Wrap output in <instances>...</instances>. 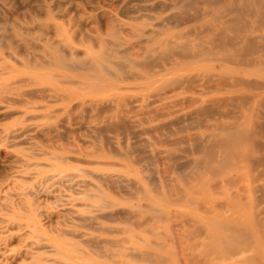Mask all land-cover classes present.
I'll use <instances>...</instances> for the list:
<instances>
[{"label":"rangeland","instance_id":"obj_1","mask_svg":"<svg viewBox=\"0 0 264 264\" xmlns=\"http://www.w3.org/2000/svg\"><path fill=\"white\" fill-rule=\"evenodd\" d=\"M116 1L119 0H0V37H3L0 38V264H207L209 258H213L212 264H239L242 259L237 256L225 259L219 253L207 255L205 244L211 239L203 227L209 226L211 215L207 212L219 204L214 217L217 214L219 221L241 228L243 233H249L252 225L253 233L257 234L256 242L264 248V195L260 191L241 194L240 190L247 186L244 181L248 179L251 188L264 186V163L239 166L238 172H231L225 178L234 181L236 186L229 182L226 189H221L219 183L225 165L218 162L225 147L220 143L221 146H217L218 143L211 146V143L214 137L224 136L220 129L232 132L238 124L246 129L255 112L253 120L263 128L260 126V134L253 139L264 141V99L258 97L264 89L231 88L234 84L231 76H240L243 69L229 66L238 74L220 72L219 65L208 62L199 64L193 71L200 74L214 71L224 74V78H214L212 82H204L202 78L193 86L194 91L182 93V89H177L158 101L152 92L160 80L154 86L149 83L142 87L141 80L118 84L96 73L99 80L95 83L82 71L69 72L55 62L45 63L48 58L56 57L53 48L59 47L68 55L99 57L102 45L111 47L117 39L121 42L114 47L118 57L128 53L130 58L136 59L149 47L147 42L152 40L155 31L166 30V35L161 37L163 40L176 41L174 37H182L180 42L194 40L204 31L202 23L196 21L207 11L200 1L180 2L185 7L178 9L180 12L176 7L180 0H130L131 3L120 0L119 4ZM122 10L128 12L124 14ZM183 13L187 22L175 27L177 29L172 28L173 18ZM41 33L45 36L40 37ZM134 34L141 36L134 39ZM137 43L143 44L136 46ZM151 56L156 57L157 53ZM140 65L142 67L137 69L125 68L126 75L131 78L135 74L142 75L148 67ZM249 70L252 69H248L246 79L264 80L250 74ZM79 80L89 83L91 90L66 85ZM92 83L98 84L97 92L92 89ZM211 86L220 91L212 90ZM67 94L73 97L69 104L61 101ZM245 99L247 103L243 102ZM201 102L215 105L216 114H212L211 122L209 119L194 122L193 111ZM259 103L263 107L258 106ZM243 105L260 108L253 114L245 113ZM120 120L131 122L130 130L110 132L106 129L109 132L96 133L95 129L101 131L111 121L118 124ZM135 142L140 145L133 151L129 148ZM247 147L250 149V144L241 143L239 150L248 151ZM194 160L199 162L195 168L191 165ZM215 187L219 188L215 190ZM236 193L240 196H235ZM190 198L193 203L188 207L186 200ZM187 219L201 225L194 239L193 228L185 225ZM236 243L237 240L231 241L238 246ZM67 247L72 253L69 254ZM263 258L261 264H264Z\"/></svg>","mask_w":264,"mask_h":264},{"label":"bare ground","instance_id":"obj_2","mask_svg":"<svg viewBox=\"0 0 264 264\" xmlns=\"http://www.w3.org/2000/svg\"><path fill=\"white\" fill-rule=\"evenodd\" d=\"M120 1V0H119ZM119 1H116L119 4ZM130 2V0H128ZM135 2V0H133ZM148 1V0H147ZM185 0H180L179 1V5H176L177 10L179 9H183L185 8L184 6H182L180 4L183 3ZM193 1V0H192ZM200 1V3L202 5H205V8L207 9V11L202 12L203 14L199 15L201 17L196 18V21H199L202 23V26L204 28V31L199 34L196 35V37L194 38V40H185L183 42L181 41L182 37H174L176 39V41H169V40H163L161 37L166 35V30L164 31H160L158 33H156V31L154 33H152V40L148 41L147 39V43H150L149 47L146 49V51L144 52L143 55L142 52L140 54V56L136 59H132L130 58V56H128V53L125 54H121V56L118 57L119 53L116 52V50L114 49V47L116 48V46H119L118 44L121 43L120 41L118 42V39L115 40L117 41L116 43L111 44V47H108L107 44L106 45H102L101 50L99 52V57H94V56H89V55H84V56H78L77 55H68V54H63L59 49V47L57 48H53L54 53L56 55V57H49V60L46 61L45 63L47 65L51 64V63H57L58 65H61V67H63V69H65L66 71H71V72H76V71H82L84 72L85 77H89V78H93V81L95 80V83L99 80V78H97L96 73H101L103 75H105V77H108L112 82L115 83H126V82H130V81H135V80H141L143 81L142 83V87H146L149 85V83L151 84V86H154L159 80H160V84H156V87H154L153 89V96H155V98L163 100L164 98L166 99V94L168 92H174L177 89H182V93H186V92H191L194 91L193 87L195 84H197L198 82L201 81V79L203 78L204 82H212V80L214 78H217V80H221L224 74L219 75L218 72L217 74L211 71H208L206 73L200 74L199 72H195L193 71L194 69L197 68V66L199 64L202 65V63H216L217 65H219L220 67V72H231L232 74L237 73L236 69H231L228 68L229 66L235 67V68H242L243 72H240V76L235 77L234 75L231 76V79L234 81V84L231 85V88H238V87H243L244 89H252L255 91H259V90H263L264 89V80L263 81H258L256 80H249V78H245L248 77L246 74L248 69H252L249 70V73L252 75H255L257 77H260L262 79H264V63H262L261 61V52L263 51L262 49H264V0H196ZM121 2V1H120ZM125 2V1H124ZM123 2V3H124ZM133 2V3H134ZM142 2H146V1H142ZM162 2V1H160ZM116 3V4H117ZM131 3V2H130ZM150 3V2H149ZM166 3V2H165ZM127 5L130 6V4L128 3ZM139 5V4H138ZM162 4L158 5L159 7ZM185 5V4H184ZM118 6V5H117ZM151 6V5H150ZM149 6V7H150ZM156 6V5H155ZM182 6V7H181ZM186 6V5H185ZM126 7V4L125 6ZM128 7V6H127ZM126 7V8H127ZM132 7V6H131ZM157 7V6H156ZM155 7V8H156ZM166 7V6H165ZM202 7V6H201ZM120 8V7H119ZM125 8V9H126ZM142 8V7H141ZM144 8V7H143ZM146 8V7H145ZM168 8V7H166ZM200 8V7H199ZM204 8V6H203ZM203 8H201V10L203 11ZM124 9V8H121ZM130 9V8H129ZM128 9V10H129ZM133 9V8H131ZM140 9V7H139ZM148 9V7H147ZM153 9V8H152ZM162 9V8H161ZM160 9V11H161ZM165 9V8H164ZM32 10V9H31ZM119 10V9H118ZM128 10L126 12H128ZM137 10V8H136ZM135 10V11H136ZM146 10V9H145ZM155 12L156 10L153 9ZM168 10V9H167ZM178 10V12H180ZM196 10V9H195ZM121 11V10H120ZM123 11V10H122ZM141 11V9H140ZM144 11V10H143ZM151 11V10H150ZM149 11V12H150ZM188 11V10H187ZM197 11V10H196ZM126 12H122V13H126ZM131 14L133 11H130ZM137 12V11H136ZM146 12V11H144ZM148 12V11H147ZM154 12V13H155ZM183 12V10H182ZM201 12V11H200ZM112 13V12H111ZM110 13V14H111ZM120 14V12H118ZM164 13V12H163ZM185 13V12H184ZM183 14L177 16L176 18H173V21L170 23L171 26H173L172 28L175 27H180L182 25L185 24V22H187V18L186 16ZM107 14V13H106ZM123 14V15H124ZM156 14V13H155ZM180 14V13H178ZM194 14V13H193ZM143 15V14H141ZM140 15V16H141ZM147 15V14H146ZM171 15V14H170ZM173 15V13H172ZM125 16V15H124ZM139 16V18H140ZM127 17V16H126ZM148 17V16H146ZM173 17V16H172ZM108 18V16H107ZM115 18L116 15H115ZM125 18V17H124ZM152 18V17H151ZM149 18V20L151 19ZM162 19V17H160ZM119 19V18H118ZM117 19V20H118ZM127 19V18H126ZM132 19V18H130ZM129 19V20H130ZM136 19V18H135ZM138 19V18H137ZM141 19V18H140ZM148 19V18H147ZM172 19V18H170ZM189 19V18H188ZM168 20V18H167ZM137 21V20H136ZM163 21V20H162ZM170 21V20H168ZM192 22V21H191ZM188 22V23H191ZM117 23V22H116ZM141 23V22H140ZM138 23V24H140ZM146 23V21L144 22V24ZM151 23V22H150ZM160 23V22H159ZM167 23V22H166ZM119 24V23H117ZM131 24V23H130ZM137 24V25H138ZM152 24V23H151ZM149 24V25H151ZM155 24V23H153ZM51 25V24H50ZM122 25V24H121ZM142 25V23L140 24ZM148 25V23H147ZM160 25V24H159ZM168 25V24H167ZM39 26V25H38ZM43 26V24L41 25ZM49 26V25H48ZM116 26V25H115ZM119 26V25H118ZM133 26V23H132ZM131 26V27H132ZM136 26V25H135ZM139 26V25H138ZM138 26H136L138 28ZM146 26V24L144 25ZM154 26V25H153ZM191 26V25H190ZM188 26V27H190ZM40 27V26H39ZM47 27V25H46ZM121 27V26H120ZM152 27V26H151ZM187 27V26H186ZM196 27V26H195ZM42 29H44L43 27H40ZM49 28V27H48ZM57 28V27H56ZM119 28V27H116ZM124 28V27H123ZM137 28H134L135 30ZM141 28V27H139ZM41 29V30H42ZM50 29V28H49ZM142 29V28H141ZM141 29H137L140 30ZM145 29V28H143ZM142 29V30H143ZM177 29V28H175ZM40 30V31H41ZM57 30V29H56ZM130 30V29H129ZM147 30V29H146ZM203 30V29H202ZM122 32V30H120ZM126 31V28L124 29V32ZM41 32H45L44 30ZM128 32V30H127ZM139 32V31H137ZM187 32V31H186ZM119 35V32H117ZM126 33V32H125ZM123 33V34H125ZM130 33V32H129ZM149 33V32H148ZM42 34V33H41ZM40 34V35H41ZM47 34V33H46ZM192 34V33H191ZM16 35V34H15ZM43 35V34H42ZM143 35V34H142ZM146 35V34H144ZM183 35V34H182ZM17 36V35H16ZM45 34L43 36L40 37H44ZM140 34H134L133 38L136 39L138 37H140ZM19 37V36H18ZM125 37V35H124ZM1 38V37H0ZM3 38V37H2ZM1 38V39H2ZM39 38V36H38ZM127 38V37H126ZM143 38V37H142ZM20 39V38H19ZM115 39V38H113ZM129 39V37H128ZM131 39V38H130ZM51 40V39H50ZM62 40V39H61ZM141 40V39H140ZM150 40V38H149ZM20 41V40H19ZM27 41V40H26ZM25 41V42H26ZM95 41V40H94ZM97 41V40H96ZM130 41V40H129ZM128 41V42H129ZM139 41V40H138ZM29 42V41H28ZM27 42V43H28ZM46 42V41H45ZM101 42V41H100ZM108 42V41H107ZM125 41H123L124 43ZM142 42V41H141ZM21 43V42H20ZM62 43V42H60ZM65 43V42H64ZM98 43V42H97ZM105 43V42H104ZM127 43V42H125ZM66 44V43H65ZM64 44V45H65ZM139 43H137L136 46H138ZM143 44V43H140ZM139 44V45H140ZM25 45V43H24ZM27 45V44H26ZM124 45V44H123ZM133 45V44H132ZM131 45V47H132ZM9 46V45H8ZM21 46V45H20ZM46 46V45H45ZM127 46V45H126ZM135 46V48H136ZM27 47V46H25ZM24 47V48H25ZM31 47V46H30ZM52 47V46H51ZM62 47V46H61ZM68 49V45L66 46ZM17 48V47H16ZM19 48V47H18ZM21 48V49H24ZM29 48V47H27ZM48 48V47H47ZM46 49V48H45ZM65 49V50H66ZM88 49V48H87ZM137 49V48H136ZM139 49V48H138ZM143 49V48H142ZM159 49H163L161 50V52H158ZM48 50V49H47ZM63 50V48H62ZM128 49H125V51H127ZM135 50V49H132ZM25 51V49H24ZM28 51V50H27ZM36 51V50H35ZM49 51V50H48ZM72 51V48H71ZM129 51V50H128ZM45 52V51H44ZM43 52V53H44ZM65 52V51H64ZM75 52V51H74ZM122 52V51H121ZM68 53V52H67ZM80 53V52H79ZM130 53V51H129ZM138 53V52H137ZM152 53H157L156 57H152L151 54ZM17 54V53H16ZM46 54V53H44ZM118 54V55H117ZM132 54V53H131ZM96 55V54H95ZM48 57V56H47ZM55 61H53V59ZM40 59V58H38ZM151 60V61H150ZM41 61V59H40ZM39 61V62H40ZM34 62V61H33ZM44 63V64H45ZM38 64V63H37ZM140 64H145L148 68L143 72L142 75H138L135 74V77H129L127 76L126 72H125V68L128 69H137L138 67L140 68ZM34 65V64H33ZM36 65V63H35ZM144 65V66H145ZM149 65V66H148ZM36 66H33V68ZM142 67V66H141ZM144 69V68H143ZM217 69V68H216ZM212 70V69H211ZM141 71V70H140ZM194 72V73H193ZM221 74V73H220ZM238 74V73H237ZM228 75V74H226ZM231 75V74H230ZM64 76V75H63ZM173 76V77H172ZM225 76V75H224ZM66 77V76H64ZM166 77V78H165ZM62 78V77H61ZM68 78V77H66ZM163 78V79H162ZM49 79V78H48ZM226 79V78H225ZM151 80H153V82L151 83ZM162 80V81H161ZM216 80V81H217ZM232 81V82H233ZM45 83V81H43ZM48 83V82H47ZM92 83V89L94 90V92H97L98 90V84ZM221 83V82H220ZM210 84V83H209ZM67 86H76L77 90H82V91H86L87 89H90L91 87L89 86V83H86L85 81L83 82L82 80L79 81H75V82H70L68 84H66ZM158 85V86H157ZM207 85V84H206ZM205 84L203 86H206ZM212 85V83H211ZM226 86V85H225ZM98 87V88H97ZM201 87V85H200ZM208 87V85L206 86ZM206 87H204L206 89ZM228 87V86H227ZM140 88V87H139ZM199 88V86H198ZM212 88V86H211ZM39 89V88H38ZM104 89V88H103ZM141 89V88H140ZM139 89V90H140ZM196 89V88H195ZM54 90V89H53ZM91 90V89H90ZM107 90V89H106ZM212 90L214 91H220L218 89V87L215 89L212 88ZM222 90V89H221ZM57 91H62L61 89H57ZM206 91V90H204ZM43 92V91H42ZM45 92V91H44ZM50 92V91H49ZM89 92V91H88ZM160 92H163L160 94ZM209 92V91H208ZM32 93V92H31ZM113 93V92H112ZM116 93V91H115ZM179 93H181L179 91ZM178 93V94H179ZM196 93V92H195ZM109 94V93H108ZM203 94V92H202ZM201 94V95H202ZM206 94V93H205ZM25 95V94H24ZM29 95V94H28ZM32 95V94H31ZM180 95V94H179ZM33 96V95H32ZM172 96V95H171ZM174 96V95H173ZM172 96V97H173ZM176 96V95H175ZM178 96V95H177ZM27 97V96H25ZM52 97V96H51ZM171 97V98H172ZM245 97V96H244ZM258 97H261L262 99H264V93L263 94H259ZM46 98V97H45ZM247 98V96H246ZM50 99V97H49ZM73 99V97H71L70 94L65 95V97H62L61 101L64 103L69 104L70 101ZM134 99V98H133ZM137 99V98H136ZM146 99V98H145ZM169 99V98H168ZM242 99V98H241ZM254 99H256L254 97ZM31 100V99H30ZM124 100V99H123ZM237 100V99H236ZM253 100V99H252ZM54 101V100H53ZM128 102V101H127ZM130 102V101H129ZM128 102V103H129ZM133 102V101H132ZM226 101H224L225 103ZM240 102V101H239ZM243 102L247 103V100L245 99ZM249 102V101H248ZM262 102H264V100H262ZM261 102V103H262ZM18 103V102H16ZM110 103V102H109ZM120 103V101H119ZM118 103V105H119ZM185 103V102H184ZM194 103V102H192ZM191 103V104H192ZM196 103V102H195ZM221 106H223V104ZM234 103V102H233ZM258 104V106H260V104ZM20 104V101H19ZM92 105V103H89ZM87 104V105H89ZM105 104V103H103ZM102 104V105H103ZM113 104V102H112ZM121 104V103H120ZM150 104V103H149ZM189 104V103H188ZM109 105V104H108ZM127 105V104H126ZM131 105V104H130ZM171 105V104H170ZM10 106V105H9ZM76 106V105H75ZM148 106V105H147ZM150 106V105H149ZM192 106V105H191ZM214 104L213 105H209V104H205L204 102H201V104L193 111L194 112V122L196 120V123L199 122L202 119H209L211 118L212 114L215 112L216 114V110L213 112L214 110ZM245 108V113L250 112L253 114L254 111H256V109L258 110V108L255 107H248L247 105H243ZM261 106L263 107V105L261 104ZM73 107V106H72ZM77 107V106H76ZM90 107V106H89ZM132 107V106H131ZM146 107V106H145ZM261 107V109H262ZM92 108V107H90ZM99 108V107H98ZM98 108H96V110H98ZM232 108V107H231ZM37 109V108H36ZM106 108L104 107V110ZM145 109V108H144ZM102 110V107L101 109ZM108 110V109H107ZM132 110V109H130ZM148 110V109H147ZM165 110V109H164ZM170 111V109H168ZM172 110V109H171ZM264 110V109H262ZM58 111V110H57ZM123 111V109H122ZM134 111V109H133ZM152 111V110H151ZM162 111V110H160ZM228 111V110H227ZM237 111V110H236ZM50 112V111H49ZM70 112V111H69ZM68 112V113H69ZM97 112V111H96ZM173 112V111H172ZM230 112V111H229ZM233 112V111H231ZM259 112V111H258ZM52 113V112H51ZM67 113V114H68ZM99 113V112H97ZM126 113V112H124ZM144 113V112H143ZM147 113V111H146ZM153 113V111H152ZM166 114V112H165ZM236 114V113H235ZM262 114V113H261ZM129 115V114H128ZM134 115V114H133ZM136 115V114H135ZM142 115V114H141ZM145 115V114H144ZM149 115V114H148ZM193 114H191L192 116ZM224 115V114H221ZM232 115V114H231ZM240 115V114H239ZM258 115V114H257ZM263 115V114H262ZM168 116V115H167ZM190 116V117H191ZM225 116V115H224ZM229 116V115H228ZM140 117V116H139ZM143 117V116H142ZM141 117V118H142ZM149 117V116H148ZM147 117V118H148ZM218 117V116H217ZM223 117V116H222ZM119 118V117H118ZM140 118V119H141ZM144 118V117H143ZM151 119V117H149ZM253 118L255 120L256 118V112L255 115L253 114ZM253 118L251 119V121H249L247 128H243V125H236L233 128L232 132H228L225 129H220L218 131H220V133L222 132L224 134L223 137H214L213 138V143H211V146L218 143L217 146H221V147H225V151L223 148H221V151H224L223 154L220 156L221 161L218 162L219 164H224L225 165V173L223 174V178L221 183L217 182L220 184L221 189H226L231 183L229 182H233V184L235 185L234 181H229L228 178L225 179L226 177H228L230 175L231 172H238L239 170V166L244 165L245 163H247L248 165H250V167L252 165H257L260 164L262 165L264 163V141H260L257 142L256 140L253 139V136L257 135L261 128L260 124L256 123ZM262 118V117H261ZM139 119V118H138ZM148 119V120H150ZM188 119V118H187ZM258 119V117H257ZM122 120V119H121ZM119 121L118 124L112 123V121L104 127L101 128V131L99 129H95L96 133H103L105 130L106 132H111V131H115V132H119V131H123V130H127L129 128V126H132L129 124H127L125 121ZM134 120V118H133ZM146 120V119H144ZM212 120V119H211ZM210 120V122H211ZM218 120V118H217ZM105 121V120H104ZM129 121V120H126ZM136 121V120H135ZM151 121V120H150ZM179 121V120H178ZM191 121V120H189ZM83 122V121H82ZM138 122V121H137ZM136 122V123H137ZM233 122V121H232ZM245 122V121H244ZM104 123V122H103ZM134 123V122H133ZM183 123V122H182ZM181 123V124H182ZM195 123V125H196ZM246 123V122H245ZM121 124V126H120ZM127 124V125H126ZM161 124V123H160ZM175 124V123H174ZM173 124V126H174ZM191 124V122H190ZM96 125V124H95ZM102 126H104L103 124H101ZM167 125V124H166ZM176 126V125H175ZM191 126V125H190ZM81 127V126H80ZM164 127V125H163ZM166 127V126H165ZM182 127H185V124L182 125ZM193 127V126H192ZM196 127V126H194ZM201 127V125H200ZM262 127V126H261ZM62 128V127H60ZM219 128V127H218ZM229 128V127H228ZM263 128V127H262ZM92 129V128H91ZM109 131H107V130ZM164 129V128H163ZM166 129V128H165ZM164 129V130H165ZM94 130V131H95ZM130 130V129H128ZM161 130V129H160ZM180 131L182 129H179ZM230 130H232V128H230ZM158 131V130H157ZM259 131V132H258ZM71 132V131H70ZM127 132V131H126ZM129 132V131H128ZM23 133V132H22ZM125 133V132H124ZM143 133V132H142ZM21 134V133H20ZM109 134V133H108ZM141 134V133H140ZM260 134V133H259ZM258 134V135H259ZM264 134V133H263ZM124 135V134H123ZM123 135H121L122 137H124ZM133 135V134H132ZM135 136L138 134H134ZM133 135V136H134ZM9 137V136H8ZM17 137V136H16ZM121 137V138H122ZM125 138V137H124ZM123 138V142H125V139ZM12 139V138H11ZM113 139V138H112ZM134 139V138H133ZM136 139V137H135ZM167 139V138H166ZM207 139H209L207 137ZM206 139V140H207ZM262 139H264L263 135H262ZM62 140V139H61ZM103 141L105 139H102ZM137 140V139H136ZM193 140V139H192ZM107 141V140H106ZM105 141V142H106ZM108 141H110V139H108ZM131 141V139H130ZM143 141V140H142ZM141 141V142H142ZM104 142V143H105ZM122 142V143H123ZM144 142V141H143ZM157 142V141H156ZM179 142V141H178ZM178 142H175L176 144ZM195 142V140H194ZM209 142V140H208ZM207 142V143H208ZM107 143V142H106ZM146 143V142H145ZM204 143V142H203ZM221 145H220V144ZM241 143H245V144H250L251 148H248V151H240L239 147ZM134 144V143H133ZM131 146V148L129 149H135L136 146L140 145V143H136ZM151 144V143H149ZM169 144V143H168ZM121 145V144H120ZM158 145V144H157ZM111 146V145H110ZM122 146L125 147V145L123 144ZM128 147V146H127ZM142 147V146H141ZM112 148V146H111ZM123 148V147H121ZM143 148V147H142ZM186 148V147H185ZM210 149L213 150L212 147H208ZM128 149V150H129ZM133 149V151H134ZM146 149V148H145ZM199 149V148H198ZM207 149V148H206ZM137 151H140L141 149L138 150V148L136 149ZM144 150V149H143ZM142 150V151H143ZM202 150V149H200ZM217 150V149H216ZM135 151V152H137ZM127 152V151H126ZM129 152V151H128ZM134 152V153H135ZM188 153V151H186ZM210 152V150L207 152V154ZM119 153V151H117V154ZM182 153V152H181ZM203 153V151H202ZM215 153V152H213ZM183 154V153H182ZM212 154V153H210ZM140 155V154H139ZM160 155V154H159ZM171 155V154H170ZM204 155V154H203ZM202 155V156H203ZM209 155V154H208ZM142 156V155H141ZM172 156V155H171ZM213 156V155H212ZM130 157V156H129ZM139 157V156H137ZM143 157V156H142ZM189 157V156H188ZM211 157V155H210ZM169 158V157H168ZM181 158V157H180ZM204 158V156L202 157V159ZM143 158H140V160ZM156 159V158H155ZM173 159V158H172ZM201 159V160H202ZM130 160V159H129ZM146 160V159H145ZM138 161V160H136ZM133 162V161H132ZM167 162V161H166ZM201 162V161H200ZM138 163V162H137ZM171 163V162H170ZM174 163V162H173ZM198 160H194L192 162L191 165L194 166L197 165ZM216 163V162H213ZM211 164V163H209ZM149 165V164H148ZM173 165V164H172ZM178 166V165H177ZM191 167V166H190ZM210 168H215V165L213 166H209ZM208 167V169H209ZM222 167V165H221ZM254 167V166H253ZM260 167V166H258ZM264 167V166H263ZM172 168V167H169ZM199 168V167H198ZM207 168V167H206ZM224 168V167H223ZM222 168V169H223ZM207 169V171H208ZM257 169V168H256ZM254 169V170H256ZM197 170V169H196ZM183 171V170H182ZM186 171V170H185ZM144 172V171H143ZM151 172V170H150ZM249 172V171H248ZM247 172V173H248ZM196 173V172H195ZM211 173V172H210ZM251 173H253V171H251ZM213 174V173H212ZM263 174V173H262ZM261 174V175H262ZM179 175V174H178ZM196 175V174H194ZM187 176V175H186ZM211 176V174H210ZM258 176V175H257ZM197 177V176H195ZM215 177V176H214ZM263 177V175H262ZM213 177H211L212 179ZM182 179V177H181ZM185 179V178H184ZM198 179V178H197ZM225 179V180H224ZM256 179V178H255ZM154 180V179H153ZM193 180V179H192ZM254 180V179H253ZM257 180V179H256ZM245 188H241V194H244L245 192H249V193H257V191L262 192L261 194L264 195V186H258V187H254L251 188L249 183V179L244 181ZM193 183V182H192ZM197 183V182H196ZM215 183V182H214ZM238 183V181L236 182ZM242 183V181H241ZM154 185V183H152ZM231 186H234V185ZM133 185V184H131ZM203 185V184H202ZM214 185V184H213ZM238 185V184H237ZM204 186V185H203ZM236 186V185H235ZM156 187V186H155ZM188 187V186H187ZM195 187V185H194ZM213 187V186H212ZM133 188V187H131ZM192 188V187H191ZM190 188V189H191ZM217 187L213 188L216 190ZM219 188V187H218ZM217 188V189H218ZM167 189V188H166ZM186 189V188H185ZM188 189V188H187ZM229 190V189H228ZM227 190V191H228ZM157 191V190H156ZM191 192V190H189ZM230 191V190H229ZM228 191V192H229ZM181 192V191H180ZM259 192V193H260ZM141 193V192H140ZM189 193V192H188ZM128 194V193H127ZM191 195L194 194V192L190 193ZM233 194V193H232ZM237 195L235 196H240L238 193H236ZM179 195V194H178ZM197 195V194H195ZM261 195V196H262ZM198 196V195H197ZM223 196V195H222ZM232 196V195H231ZM230 196V197H231ZM260 196V198H261ZM180 197V196H179ZM229 197V198H230ZM234 197V196H233ZM264 197V196H263ZM262 197V198H263ZM169 198V197H168ZM238 198V197H237ZM101 200V198L99 199V201ZM231 200V199H230ZM178 201V200H177ZM183 202V198L181 200ZM242 201V200H241ZM104 202V201H103ZM193 203V199H187L186 200V204L188 207H191ZM204 202H202L201 204H203ZM100 204V203H99ZM101 205V204H100ZM198 205V204H197ZM196 205V206H197ZM207 205V204H206ZM214 205V204H213ZM201 207V205H199ZM216 206V205H214ZM219 206V204H218ZM209 208L210 210L207 212V215H211V217L209 218L208 224L209 226L203 227V230L208 231L209 236H207L209 239H211L209 241V243L205 244V251H207V255H213V254H222L223 257L229 258V257H234L237 256L239 258V260H241V264L244 263H249V262H253L256 264H261V259L264 256V248H262L257 242H256V238H257V234L253 233L252 228L250 226V230L249 233L247 231V233H243V229L241 228H236V227H231L226 223H223L221 221H219L218 219L220 218V216L218 217L217 214H215L217 217H214L213 212L215 211V208ZM245 206V205H244ZM205 207V206H204ZM224 207V205L222 206ZM100 208V207H99ZM219 208V207H218ZM220 209V208H219ZM226 212V211H225ZM112 215V214H111ZM113 215H115L113 213ZM124 215V214H123ZM179 215V214H178ZM255 215V214H254ZM105 216V215H104ZM103 216V217H104ZM110 216V215H108ZM117 216V215H116ZM113 217V216H112ZM111 217V218H112ZM214 217V218H213ZM121 218V216H120ZM256 218V217H255ZM256 220V219H255ZM164 222V221H163ZM156 223V222H155ZM199 222L198 221H194L193 219H187L185 221V225L189 226L190 228H193L194 232L193 235H195V233H197V230L200 231L201 229V225H198ZM132 226V225H131ZM135 226V225H134ZM179 226V225H178ZM248 227L246 226V229ZM173 229V228H172ZM213 230H217L218 232H214ZM260 230V229H259ZM200 235V234H199ZM261 235V234H260ZM264 235V234H263ZM206 236V234H205ZM197 236H193L192 239L196 238ZM184 238V237H183ZM233 240H237L238 246H235L233 244H231V241ZM112 243V242H111ZM119 243V242H118ZM236 243V244H237ZM192 247V246H190ZM68 251L69 254L72 253L69 250ZM195 248V247H194ZM74 250V249H72ZM204 251V249H203ZM149 257V256H147ZM264 259V258H263ZM208 263L207 264H212L211 261H213V258H209L208 259ZM239 263V264H240ZM112 264H116V263H112Z\"/></svg>","mask_w":264,"mask_h":264}]
</instances>
